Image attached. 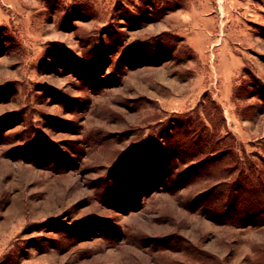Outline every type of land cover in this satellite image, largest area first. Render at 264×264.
Wrapping results in <instances>:
<instances>
[{"label":"rangeland","instance_id":"374dc122","mask_svg":"<svg viewBox=\"0 0 264 264\" xmlns=\"http://www.w3.org/2000/svg\"><path fill=\"white\" fill-rule=\"evenodd\" d=\"M181 121L224 177L168 182ZM241 175L264 209V0H0V264H264V224L208 213Z\"/></svg>","mask_w":264,"mask_h":264},{"label":"trees","instance_id":"16d2710c","mask_svg":"<svg viewBox=\"0 0 264 264\" xmlns=\"http://www.w3.org/2000/svg\"><path fill=\"white\" fill-rule=\"evenodd\" d=\"M197 127L192 126L191 122H179L176 128L177 132L170 139L172 141L169 142L167 148H162L165 160L159 164V169L164 168V170L169 168L167 166H172L177 158L184 156L194 158L202 155L186 168L178 179H168V182L176 185V187L191 183L192 177L197 174L199 168L204 164L215 167L220 174L224 173L222 175L224 177L225 173L231 168L227 161L228 156L229 159L232 157L233 160L237 157L234 146L222 140L218 135L219 131H216L214 138H211L210 133H203ZM213 139L214 141H212ZM168 163L171 164L168 165ZM242 176L233 182L221 181L208 188L205 194L211 195L206 199L210 206L208 208L209 216L217 222H229L238 226L263 225L264 209L257 208L258 204L255 205L254 199H252L255 197L251 192L253 186L248 177L242 178ZM213 192H216V194L212 195ZM198 199L195 201L198 202Z\"/></svg>","mask_w":264,"mask_h":264}]
</instances>
